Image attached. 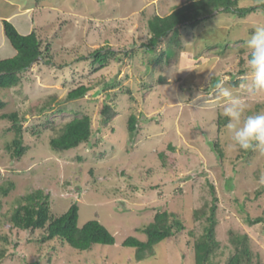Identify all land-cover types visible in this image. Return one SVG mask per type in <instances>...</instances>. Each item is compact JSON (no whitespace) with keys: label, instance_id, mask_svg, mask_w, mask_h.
I'll return each instance as SVG.
<instances>
[{"label":"rangeland","instance_id":"1","mask_svg":"<svg viewBox=\"0 0 264 264\" xmlns=\"http://www.w3.org/2000/svg\"><path fill=\"white\" fill-rule=\"evenodd\" d=\"M189 1H38L32 30L42 48L50 45L49 53L23 72L16 86L0 89V187L13 183L6 195L0 191V264H193L192 238L201 233L205 217L194 220L192 213L202 207L207 212L213 195L221 245L212 264H225L231 252L230 230L247 234L252 252L264 264V220H246L264 217V186L257 182L264 173V156L228 149L223 102L209 92L210 81L223 79L236 88L250 113L264 110V92L253 91L247 74L244 46L253 26L264 23V14L258 9L243 17L214 12L193 28H177L178 41L175 34L170 38L173 54L165 52L170 39L147 51L143 44L149 37L148 19ZM261 3L264 0H238L239 6ZM101 46L116 53L102 67L89 57ZM13 52L3 39L0 59ZM237 79L233 86L231 81ZM82 84L89 90L67 99V93ZM103 100L116 111L106 122L98 114ZM10 112H17L23 127L26 151L19 159L6 148L13 133L1 115ZM131 113L137 118L132 134L127 129ZM84 114L92 120L88 141L63 151L51 149L49 139L59 134L64 122ZM35 190L49 194L54 214L75 203L78 225L97 219L115 243L78 252L52 247L56 242L40 243L38 231L10 228L9 210ZM162 210L174 213L184 229L164 242L153 260H134L133 249L122 246V240L130 235L144 239L139 229Z\"/></svg>","mask_w":264,"mask_h":264},{"label":"trees","instance_id":"2","mask_svg":"<svg viewBox=\"0 0 264 264\" xmlns=\"http://www.w3.org/2000/svg\"><path fill=\"white\" fill-rule=\"evenodd\" d=\"M259 8L264 9V3L239 6L238 0H191L176 6L167 15L154 14L151 16L147 21L149 37L143 46L147 51L154 52L156 46L165 39H170L172 34L178 37L176 34L178 27L193 28L212 16L214 12L233 13L243 17ZM2 25L5 37L14 49V54L0 59V89H8L19 83L20 75L37 59H44L45 54L49 53L50 45L46 44L42 48L41 40L34 30L26 34L20 33L14 24L6 19L2 20ZM171 39L167 41L168 47L165 51L169 55L173 54L170 44L173 40ZM178 39L179 37L175 38L176 41ZM220 46L222 50L227 47L226 44ZM125 55H130V51H126ZM162 55L160 54L158 60ZM114 56H116L115 51L105 46L93 49L89 53L92 64H98L100 67ZM45 62L49 63L50 60H45ZM240 72L242 73L243 70ZM238 80L240 79L231 81V84L237 86ZM88 90L89 87L86 85H79L67 93V99L80 98ZM3 106L4 102L0 100V108ZM98 114L106 122L115 116L116 111L108 101L103 100L98 103ZM1 119L7 123L6 129L13 133V138L6 148L12 151L13 157L19 159L26 151L21 120L18 118L17 112L3 113ZM136 124V116L132 113L129 114L127 129L131 134L135 132ZM92 132V120L87 114L74 117L64 122L59 134L49 139V145L54 151L67 150L82 142H87ZM213 147L221 156L222 152L217 142L213 143ZM160 156H163V153ZM12 188L13 183L9 182L6 187H0V191L6 195ZM216 200V196L213 195L207 212L202 207L195 209L192 213L194 220L205 217L201 233L192 238L193 264H212L214 257L220 253L221 244L216 238ZM8 214L7 224L10 228L29 233L38 231V241L40 243L56 242L52 247L63 246L65 248L68 246L81 252L90 250L95 244L113 245L115 243L114 235L97 219L88 220L79 226L77 222L78 206L75 203L69 205L64 212L54 214L50 208L49 194H44L41 190L32 191L18 198ZM246 220L249 224H255L263 221L264 217H247ZM183 229L184 224L174 213L168 210L157 211L152 221L139 229L144 234V239L130 235L122 240L121 245L133 249L136 261L153 260L162 244L176 239ZM189 234L193 235L192 231H189ZM3 239L6 240L5 237ZM228 240L231 252L227 256L225 264H262L259 256L252 252L247 234L230 230ZM3 252L4 250L0 249V258L3 257ZM49 258L50 253L47 255V259ZM32 264L37 263L33 262Z\"/></svg>","mask_w":264,"mask_h":264},{"label":"clouds","instance_id":"3","mask_svg":"<svg viewBox=\"0 0 264 264\" xmlns=\"http://www.w3.org/2000/svg\"><path fill=\"white\" fill-rule=\"evenodd\" d=\"M264 14V9H258ZM247 74L254 92H264V23H256L247 39ZM243 86V85H241ZM209 92L223 102L222 115L227 118L226 130L232 151H254L264 156V110L249 112V106L240 98L236 88L228 86L223 79L209 82ZM264 186V173L258 178Z\"/></svg>","mask_w":264,"mask_h":264},{"label":"crops","instance_id":"4","mask_svg":"<svg viewBox=\"0 0 264 264\" xmlns=\"http://www.w3.org/2000/svg\"><path fill=\"white\" fill-rule=\"evenodd\" d=\"M38 1L47 0H0V3H3V6H0V43H3V39H6L3 32L2 20L6 19L11 21L18 31H23V34L29 33L32 31V25L34 22L33 13L35 8H38ZM32 3V5H22V3ZM41 3V2H40ZM50 3H55L51 1ZM20 27V28H19ZM4 36V37H3ZM14 51V49H13ZM14 54V52H13Z\"/></svg>","mask_w":264,"mask_h":264}]
</instances>
